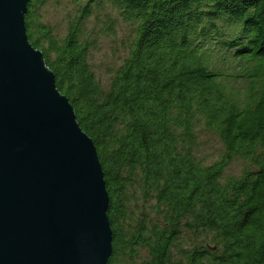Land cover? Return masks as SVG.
<instances>
[{
    "label": "trees",
    "instance_id": "16d2710c",
    "mask_svg": "<svg viewBox=\"0 0 264 264\" xmlns=\"http://www.w3.org/2000/svg\"><path fill=\"white\" fill-rule=\"evenodd\" d=\"M24 22L96 147L106 264H264V0H29ZM119 22L130 38L103 83L90 49ZM227 57L238 73L216 67ZM201 129L223 146L212 163Z\"/></svg>",
    "mask_w": 264,
    "mask_h": 264
},
{
    "label": "water",
    "instance_id": "95a60500",
    "mask_svg": "<svg viewBox=\"0 0 264 264\" xmlns=\"http://www.w3.org/2000/svg\"><path fill=\"white\" fill-rule=\"evenodd\" d=\"M0 0V264H106L108 193L92 139Z\"/></svg>",
    "mask_w": 264,
    "mask_h": 264
},
{
    "label": "rangeland",
    "instance_id": "374dc122",
    "mask_svg": "<svg viewBox=\"0 0 264 264\" xmlns=\"http://www.w3.org/2000/svg\"><path fill=\"white\" fill-rule=\"evenodd\" d=\"M63 8L55 6L54 4H48L43 10L44 20L52 25H59L64 13ZM60 28H62V25ZM117 28L118 30L114 36H97L90 49L88 60L90 67L95 76L103 83L108 80L109 71L112 66L120 60L119 58L124 57L125 52L123 51V43L130 38L132 30L128 23L123 22H119ZM231 61L232 60L229 59V57L223 61L216 59V67H219L224 72L238 73L239 71H237L238 67L236 62L231 63ZM199 140L198 154L204 159V162L212 163L218 160L223 152V146L218 138L211 132L201 129V132H199ZM242 166L243 163L240 159H233L225 167L223 176L239 175Z\"/></svg>",
    "mask_w": 264,
    "mask_h": 264
}]
</instances>
